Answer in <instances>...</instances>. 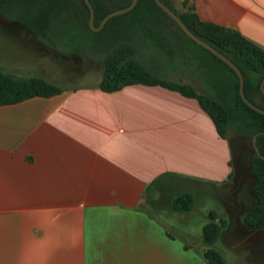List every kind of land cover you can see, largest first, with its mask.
Listing matches in <instances>:
<instances>
[{
  "label": "crops",
  "instance_id": "1",
  "mask_svg": "<svg viewBox=\"0 0 264 264\" xmlns=\"http://www.w3.org/2000/svg\"><path fill=\"white\" fill-rule=\"evenodd\" d=\"M172 4L264 52V0ZM41 76L56 84L29 77ZM101 80L0 106V264H209L203 233H184L190 243L173 234L176 196L150 192L179 184L171 178L228 185L230 142L194 99L160 86L104 93Z\"/></svg>",
  "mask_w": 264,
  "mask_h": 264
},
{
  "label": "trees",
  "instance_id": "2",
  "mask_svg": "<svg viewBox=\"0 0 264 264\" xmlns=\"http://www.w3.org/2000/svg\"><path fill=\"white\" fill-rule=\"evenodd\" d=\"M161 1L181 18L192 33L240 69L245 80L246 98L264 110L261 88L264 52L236 30L203 22L194 10L180 14L172 0ZM90 2L95 10V28H99L110 13L132 4V0ZM0 16L16 22L61 53L79 55L91 47L98 52L108 51L100 63L102 80L99 89L104 93L118 92L134 85L160 86L196 100L211 118L219 136L229 140L231 148V135L252 141L257 136L256 146L260 156L252 144L253 155L249 161L256 181L250 190L255 204L247 211L244 224L253 231L264 230V114L244 102L236 72L188 37L155 0H138L133 10L111 18L99 32L93 31L89 25L90 11L85 0H0ZM139 48L157 51L170 67L189 68L188 65L194 62L198 78L203 80L209 93H200L192 84L168 80L148 69L136 59ZM66 90L41 77H19L0 70V106L36 97L50 98ZM193 208L194 197L189 192L178 194L172 202L175 212L189 213ZM210 218L211 222L203 228L204 257L209 264H227L224 254L216 247L226 221H217L216 213H210ZM179 238L184 243L190 241L183 234H179Z\"/></svg>",
  "mask_w": 264,
  "mask_h": 264
},
{
  "label": "rangeland",
  "instance_id": "3",
  "mask_svg": "<svg viewBox=\"0 0 264 264\" xmlns=\"http://www.w3.org/2000/svg\"><path fill=\"white\" fill-rule=\"evenodd\" d=\"M174 8L180 14L184 12L180 6ZM28 37L31 34L26 29L0 16V70L15 65L17 74L25 77L44 74L49 80L66 89L91 85L93 80L102 76L100 63L108 51L98 52L91 47L87 52L71 55L61 53L45 43L38 44L36 38L32 40ZM136 59L148 69L159 73V76L192 84L198 92L209 93L203 80L198 78L194 62L188 65L189 68H179L176 65L170 67L157 51L146 48L138 49ZM41 78L47 80L43 76ZM230 140L233 148V179L228 185L214 184L196 188L187 184L184 187L187 182L171 178L179 184L176 182L171 184L172 187H162L160 183L150 193L172 198L184 191L193 195L194 208L189 214L173 212L174 235L190 233L199 237L204 226L211 222L210 213H220L227 218L228 226L222 230L216 247L224 253L227 264H264V230H250L241 221L243 212L255 204L250 190L256 181L249 166L253 155V141L235 135H231ZM228 205L233 209L232 212L228 210ZM149 206L156 208L158 205Z\"/></svg>",
  "mask_w": 264,
  "mask_h": 264
},
{
  "label": "water",
  "instance_id": "4",
  "mask_svg": "<svg viewBox=\"0 0 264 264\" xmlns=\"http://www.w3.org/2000/svg\"><path fill=\"white\" fill-rule=\"evenodd\" d=\"M89 11H90V20H89V25L91 27V29L95 32H99L100 30L103 29V27L106 25V23L113 17L118 16V15H122L125 14L131 10H133V8L136 6L138 0H132V4L130 7L126 8V9H122L119 11H115L113 13H110L108 16H106L100 27L99 28H95L94 27V20H95V10L93 8V5L91 4L90 0H85ZM155 2L157 3V5L165 12L167 13L176 23L177 25L182 29V31L188 36L190 37L193 41H195L197 44H199L200 46H202L203 48L207 49L208 51H210L213 55H215L217 58H219L221 61H223L225 64H227L230 68H232L236 74L238 75L239 79H240V95L242 97V99L244 100V102L252 109H254L255 111H257L258 113L264 114V110L256 107L255 105H253L245 96L244 93V85H245V80H244V76L242 74V72L240 71V69L232 62L230 61L227 57H225L223 54H221L219 51H217L214 47H212L210 44H208L206 41L200 39L199 37H197L194 33H192L187 26L183 23V21L181 20V18L176 15V13H174L169 7H167L161 0H155ZM262 91L264 93V81L262 82L261 85ZM256 139L257 136H255L253 138V147L255 149V152L258 156H260V152L256 146ZM264 159V158H262Z\"/></svg>",
  "mask_w": 264,
  "mask_h": 264
}]
</instances>
